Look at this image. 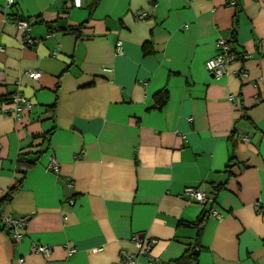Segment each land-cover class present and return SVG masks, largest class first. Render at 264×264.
Masks as SVG:
<instances>
[{
	"label": "crops",
	"instance_id": "0c3cea01",
	"mask_svg": "<svg viewBox=\"0 0 264 264\" xmlns=\"http://www.w3.org/2000/svg\"><path fill=\"white\" fill-rule=\"evenodd\" d=\"M6 1L0 111L13 93L32 108L0 113V215L29 218L18 242L0 228V264H264V0ZM219 38L249 57L216 79Z\"/></svg>",
	"mask_w": 264,
	"mask_h": 264
},
{
	"label": "built area",
	"instance_id": "2783aa9c",
	"mask_svg": "<svg viewBox=\"0 0 264 264\" xmlns=\"http://www.w3.org/2000/svg\"><path fill=\"white\" fill-rule=\"evenodd\" d=\"M241 0H227V4L233 7H237L239 2ZM70 5L72 7L76 8H82L84 4V0H69ZM7 7H11L14 4V0H7L6 1ZM136 17L138 19L145 18L144 13H138L136 14ZM5 21V19H3ZM14 25L16 27V30H18L22 34V40L21 44L23 48H33L37 44L40 43V39L33 38L30 36L29 32L31 29L30 22L28 20H19L15 21ZM184 28H187L185 26ZM48 36H52L51 34ZM215 49H216V55L209 60H207L204 64V67L206 71L211 74L213 78L219 79L222 78L225 74H227L228 68L231 64L235 63L236 61H245L248 59L247 54H238L235 49L233 48V45L231 43V40H225L219 38L215 42ZM0 51L3 52L4 50L0 48ZM116 55H122V46L121 42H118L115 45L114 50ZM52 55H55L53 52ZM35 76V72H29L27 74L28 78H33ZM241 77L244 79L246 78V74H242ZM233 96H229V99H233ZM3 108L1 109L0 113L4 118L13 117L15 121L21 120V114L22 110H26L28 112L31 111L32 103L26 99L23 95L20 93H13L10 94L8 97L5 98V101L3 102ZM248 141V139H246ZM47 170L57 173L58 172V165L55 161V159L51 156L49 158V163L47 166ZM181 197L185 199L188 202H197L205 199V194L201 190L193 187L185 188ZM208 215L212 218H215L216 220H221L223 216L216 210L212 208H208L207 210ZM66 220V218H64ZM29 218L26 217H13L11 215H0V228L6 231L9 238L14 241L18 242L20 241L23 236L25 229L27 227ZM131 242L137 249V255H148L150 248L154 244V241L152 240H146L144 238H141L139 236H133L131 238ZM31 251L36 254H40L43 256H47L50 253V248L46 246H32ZM74 250H71L70 253H73ZM136 255H129L127 258L123 259V264H135L134 257ZM23 260L20 259L19 262L21 263ZM149 264H156V262L150 261Z\"/></svg>",
	"mask_w": 264,
	"mask_h": 264
},
{
	"label": "trees",
	"instance_id": "16d2710c",
	"mask_svg": "<svg viewBox=\"0 0 264 264\" xmlns=\"http://www.w3.org/2000/svg\"><path fill=\"white\" fill-rule=\"evenodd\" d=\"M71 33H76L77 34V32H76V30H71L70 31ZM162 104H163V102H161L160 100H156V107H160V106H162ZM27 164V163H26ZM29 165V164H28ZM17 189V185L16 186H13L11 189H10V193L11 192H13V191H15ZM9 194V193H8ZM207 214H208V212H204L202 215H203V217L204 218H206L207 217ZM195 253V249H192V251H190V254H188L187 256H183V257H181L180 259H178V260H176L175 262H174V264H188V260L190 259V257ZM193 253V254H192Z\"/></svg>",
	"mask_w": 264,
	"mask_h": 264
}]
</instances>
